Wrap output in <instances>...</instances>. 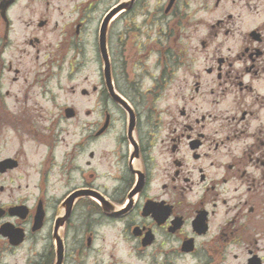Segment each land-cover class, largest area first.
I'll return each instance as SVG.
<instances>
[{
  "label": "flooded vegetation",
  "instance_id": "af4514ba",
  "mask_svg": "<svg viewBox=\"0 0 264 264\" xmlns=\"http://www.w3.org/2000/svg\"><path fill=\"white\" fill-rule=\"evenodd\" d=\"M51 1L0 0V259L264 264V0H135L108 31L124 103L105 0ZM172 85L178 115L144 116Z\"/></svg>",
  "mask_w": 264,
  "mask_h": 264
},
{
  "label": "rangeland",
  "instance_id": "374dc122",
  "mask_svg": "<svg viewBox=\"0 0 264 264\" xmlns=\"http://www.w3.org/2000/svg\"><path fill=\"white\" fill-rule=\"evenodd\" d=\"M84 2H85V0H52L51 5L49 6L50 11H51L50 13H52L54 16H59V15H62L65 17L66 16H72V17H67L66 20H69L71 18L73 19V18H75V16L80 14V10L82 9V5ZM109 2H110V0L109 1L105 0L104 2L100 3V5L97 6V13H96L97 17H101V18L104 17V14L110 8V5L114 3V1L113 2L111 1L110 3ZM151 9H152V5H151ZM38 10H39V8H38ZM23 13H26V12H23ZM152 61L153 60L149 61V65L152 63ZM150 70H151V72L153 71L152 65H150ZM150 88H151L150 83L146 82V85L143 87V90L145 91L146 89H150ZM176 89H177V87L175 85H172V86L167 88L166 94H164L160 100H158V101H151L150 100V101L144 102V104L142 105V107H144V108L140 107V110L143 112V115L144 116L146 115L145 111L147 109L145 107H151L153 109L155 108L158 113L161 110H166V111L174 112L175 113L174 116H177L178 115L177 114L178 113V107L177 106L181 107L183 105V102H175V99H174L175 93L173 91ZM91 106H92V103L86 102V104H85L86 109L91 108ZM164 116H165L164 118L166 119V121L171 119V117L167 114ZM157 117L158 116H156L155 118H157ZM116 126H120V125L117 124ZM6 184L10 185L9 183H6ZM19 185H21V190H23V192H25L26 190L30 191L34 187L33 182H31V183L27 182L26 183V182L17 181L14 183V186H13V187H15L14 189L17 190L18 189L17 187ZM26 185H29L28 189H26ZM21 192L22 191H20V193ZM118 254H119V256H121V255L125 256L126 255V253L124 251H121L119 248H118ZM25 256H26V252H23L22 255H20V254L6 255V258H4L3 260L0 259V262L2 264H23V259ZM133 262H134V264H138L136 262V260H134Z\"/></svg>",
  "mask_w": 264,
  "mask_h": 264
},
{
  "label": "water",
  "instance_id": "95a60500",
  "mask_svg": "<svg viewBox=\"0 0 264 264\" xmlns=\"http://www.w3.org/2000/svg\"><path fill=\"white\" fill-rule=\"evenodd\" d=\"M133 2H134V0L124 2L123 4H121L120 6L115 8L112 12H110L102 24L101 33H100V46H101L102 57L104 60V65H105L104 72H105V77H106V81H107V87L109 89L110 95L113 97L114 100H116L118 102L119 101L123 102V100L115 92L113 84H112V80H111L110 59H109V53H108V48H107V31H108L109 23L112 20V18L117 13L122 11L123 9H125V10L130 9V7L133 5ZM3 164L4 163H2V165ZM60 258H61V252L59 250V259Z\"/></svg>",
  "mask_w": 264,
  "mask_h": 264
}]
</instances>
